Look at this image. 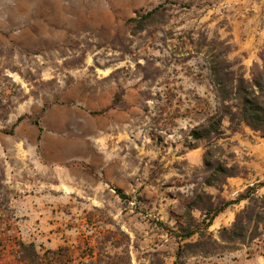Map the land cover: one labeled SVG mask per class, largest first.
<instances>
[{
	"label": "rangeland",
	"instance_id": "rangeland-1",
	"mask_svg": "<svg viewBox=\"0 0 264 264\" xmlns=\"http://www.w3.org/2000/svg\"><path fill=\"white\" fill-rule=\"evenodd\" d=\"M155 8L131 34L127 20ZM65 20L73 25L67 49L47 42L40 52ZM216 40L248 76L264 51V0H0V264H175L180 243L171 230L195 192L231 200L256 183L264 195V136L245 126L232 132L226 119L219 142L244 174L227 178L221 191L201 182L207 141L190 133L216 109L205 56ZM86 75L120 83L119 94L123 85L139 92L141 116L122 145L134 184L124 196L71 192L4 139L28 104L57 102L61 88ZM245 204L227 207L208 228L231 249L185 255L184 264H264V230L244 244L219 239Z\"/></svg>",
	"mask_w": 264,
	"mask_h": 264
},
{
	"label": "crops",
	"instance_id": "crops-1",
	"mask_svg": "<svg viewBox=\"0 0 264 264\" xmlns=\"http://www.w3.org/2000/svg\"><path fill=\"white\" fill-rule=\"evenodd\" d=\"M57 24L56 40H42L40 52L49 48L47 42L62 51L73 41L67 37L72 23ZM83 69L96 71L89 64ZM119 84L80 76L61 88L57 102L28 104L30 112L16 115L9 128L12 134L5 133L8 150L56 177L71 192L95 194L96 199L105 193H131L134 184L122 145L131 140L132 128L141 116L140 96L135 87L126 85L117 93Z\"/></svg>",
	"mask_w": 264,
	"mask_h": 264
},
{
	"label": "trees",
	"instance_id": "trees-1",
	"mask_svg": "<svg viewBox=\"0 0 264 264\" xmlns=\"http://www.w3.org/2000/svg\"><path fill=\"white\" fill-rule=\"evenodd\" d=\"M156 10L155 8L128 19L131 34L143 30L146 27L145 21L150 19ZM215 44V51L205 56L217 101L216 109L202 124L192 129L190 135L193 140L207 141L199 170L202 185L221 191L227 178L244 174L241 170L243 168L233 159L234 153L225 150L219 142L223 135V120L228 121V129L232 132L245 126L264 136V51L260 54L261 62L254 63L246 76L243 66L228 57L230 46L224 40H216ZM3 131L12 134V129ZM258 186L256 183L247 186L231 200H226L220 195L214 196L204 189L195 192L185 205V220L171 230V235L180 243L175 264H184L182 259L185 255L207 256L218 253L221 249H231L230 246H221L213 239L208 228L220 212L242 200L246 201L245 206L237 212L230 227L221 228L219 239L227 245H233L244 244L259 237L264 230V195L257 194ZM193 210L199 211L198 219L192 216ZM20 246L25 251L30 249V255L39 257L32 243L26 245L20 242ZM59 250L61 249L47 252L58 254Z\"/></svg>",
	"mask_w": 264,
	"mask_h": 264
}]
</instances>
